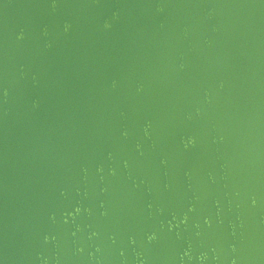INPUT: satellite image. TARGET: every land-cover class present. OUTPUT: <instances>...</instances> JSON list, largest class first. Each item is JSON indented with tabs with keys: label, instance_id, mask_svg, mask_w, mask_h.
<instances>
[{
	"label": "water",
	"instance_id": "water-1",
	"mask_svg": "<svg viewBox=\"0 0 264 264\" xmlns=\"http://www.w3.org/2000/svg\"><path fill=\"white\" fill-rule=\"evenodd\" d=\"M0 264H264V0H0Z\"/></svg>",
	"mask_w": 264,
	"mask_h": 264
}]
</instances>
